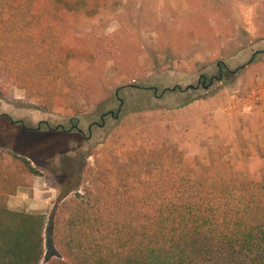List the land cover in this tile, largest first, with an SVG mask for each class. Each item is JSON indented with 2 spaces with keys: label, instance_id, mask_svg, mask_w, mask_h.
<instances>
[{
  "label": "rangeland",
  "instance_id": "obj_1",
  "mask_svg": "<svg viewBox=\"0 0 264 264\" xmlns=\"http://www.w3.org/2000/svg\"><path fill=\"white\" fill-rule=\"evenodd\" d=\"M50 2L72 17L56 29L72 109L45 114L26 92L0 88V151L27 157L42 173L9 206L46 216L43 264L58 255L49 228L64 191L97 193L101 178L123 173L138 150L180 152L186 172L209 187L213 160L229 161L242 180L264 181V107L216 113L264 80V0H82L77 15L63 0ZM87 5L95 17L114 12L121 27L109 35L106 19L85 20ZM121 101L120 118L108 116L90 136Z\"/></svg>",
  "mask_w": 264,
  "mask_h": 264
},
{
  "label": "trees",
  "instance_id": "obj_2",
  "mask_svg": "<svg viewBox=\"0 0 264 264\" xmlns=\"http://www.w3.org/2000/svg\"><path fill=\"white\" fill-rule=\"evenodd\" d=\"M57 20L50 0H0V88L17 87L49 115L73 107ZM211 171L209 187L180 152L141 149L97 193L66 189L49 228L58 255L46 264H264V181L238 178L229 161ZM41 176L27 157L0 151V264H43L46 216L9 206Z\"/></svg>",
  "mask_w": 264,
  "mask_h": 264
},
{
  "label": "built area",
  "instance_id": "obj_3",
  "mask_svg": "<svg viewBox=\"0 0 264 264\" xmlns=\"http://www.w3.org/2000/svg\"><path fill=\"white\" fill-rule=\"evenodd\" d=\"M264 106V81H255L249 91L234 97L225 107L217 110L218 115L237 116L243 112H251Z\"/></svg>",
  "mask_w": 264,
  "mask_h": 264
},
{
  "label": "crops",
  "instance_id": "obj_4",
  "mask_svg": "<svg viewBox=\"0 0 264 264\" xmlns=\"http://www.w3.org/2000/svg\"><path fill=\"white\" fill-rule=\"evenodd\" d=\"M63 6H64V9L70 13V14H79L77 13V11L79 10L80 7H78L81 3H82V0H63ZM90 5H92L91 3H88ZM78 5V6H77ZM90 5L88 6L87 5V8L85 10V13H83L81 16L83 18H85V20H95L97 22H101L102 19H106L107 22H109V24L107 25L108 27H106V33L107 34H114L115 32L118 31V29L121 27L119 21L121 20L120 18H117L116 14L114 15V12L110 13V12H107L105 14L103 13H100V14H97L96 17H95V13H92L91 12V8H90ZM67 15V14H66ZM94 16V18H93ZM105 17V18H103ZM69 21H72V17H69V15H67V19L66 18H61L58 14V23L59 25L61 24H65L66 22H69ZM93 23V21H92ZM72 25V23L70 24ZM73 26V25H72ZM60 35V34H59ZM57 37H58V34H57ZM59 38V37H58ZM63 52V50L61 51ZM257 81V80H256ZM264 81V80H263ZM255 82V81H254ZM253 82V83H254ZM252 83V84H253ZM227 105V103L219 108H222V107H225ZM264 107V106H262ZM261 107V108H262ZM261 108L259 109H256L254 111H257V110H260ZM252 112V111H251ZM244 113H249V112H243V113H240V114H244ZM238 114V115H240ZM237 115V116H238ZM233 117H236V116H233Z\"/></svg>",
  "mask_w": 264,
  "mask_h": 264
},
{
  "label": "flooded vegetation",
  "instance_id": "obj_5",
  "mask_svg": "<svg viewBox=\"0 0 264 264\" xmlns=\"http://www.w3.org/2000/svg\"><path fill=\"white\" fill-rule=\"evenodd\" d=\"M117 96H118V95H117ZM123 105H124V102L121 101V106H120V108H119V110H118L117 115H115V117H113L110 113H109V114H106V115H103L102 118H101V120H102V125H98V124H94V125H92V126L89 128L90 136H91V133H92V128H93L94 126H99V127H104V126H105V124H106L105 119H106L108 116H111V117L115 118L116 120H118V119L120 118V114H121V112H122ZM112 113H114V112H112ZM114 114H115V113H114ZM75 128L78 129V127H75ZM78 130H79V132L81 131L80 129H78ZM81 134L84 135L83 131H82Z\"/></svg>",
  "mask_w": 264,
  "mask_h": 264
},
{
  "label": "water",
  "instance_id": "obj_6",
  "mask_svg": "<svg viewBox=\"0 0 264 264\" xmlns=\"http://www.w3.org/2000/svg\"><path fill=\"white\" fill-rule=\"evenodd\" d=\"M252 62H250V64H251ZM247 66H244L243 67V69H245ZM235 73H238V71H236ZM219 81L221 82L222 81V78L221 79H219ZM189 89H193V87H190V88H188L187 90H189ZM117 95H118V93H117ZM113 117H115V114L114 113H110ZM80 133H82V131H80Z\"/></svg>",
  "mask_w": 264,
  "mask_h": 264
}]
</instances>
